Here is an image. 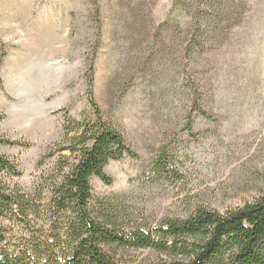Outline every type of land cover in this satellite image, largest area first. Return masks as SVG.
Returning <instances> with one entry per match:
<instances>
[{
	"label": "rangeland",
	"instance_id": "1",
	"mask_svg": "<svg viewBox=\"0 0 264 264\" xmlns=\"http://www.w3.org/2000/svg\"><path fill=\"white\" fill-rule=\"evenodd\" d=\"M197 17L209 31L188 55ZM90 73L94 101L137 156L108 164L110 184L93 177L94 199L155 225L264 193V0H0V136L29 145L0 148L22 172L13 184L32 188L64 115L91 116ZM162 145L180 174L171 184L144 177ZM116 253L126 264L168 260Z\"/></svg>",
	"mask_w": 264,
	"mask_h": 264
},
{
	"label": "trees",
	"instance_id": "2",
	"mask_svg": "<svg viewBox=\"0 0 264 264\" xmlns=\"http://www.w3.org/2000/svg\"><path fill=\"white\" fill-rule=\"evenodd\" d=\"M96 10L94 3L97 16ZM200 18L187 37L188 55L205 45L198 41L209 25ZM92 75L87 92L91 116L75 120L64 115L62 137L38 161V169L45 170L29 191L10 181L22 172L0 152V264H126L116 250L128 248L164 255L168 260L160 264H264V193L224 212L194 206L184 217L155 225H146L118 201L94 199L91 179L110 184L104 174L108 164L137 156L94 101ZM196 109V118L208 117ZM188 119L191 126L195 118ZM4 147L29 145L0 136ZM144 177L168 184L180 179L168 146L154 152Z\"/></svg>",
	"mask_w": 264,
	"mask_h": 264
}]
</instances>
